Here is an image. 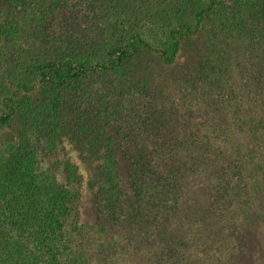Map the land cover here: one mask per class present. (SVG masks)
Masks as SVG:
<instances>
[{
    "label": "trees",
    "instance_id": "trees-1",
    "mask_svg": "<svg viewBox=\"0 0 264 264\" xmlns=\"http://www.w3.org/2000/svg\"><path fill=\"white\" fill-rule=\"evenodd\" d=\"M81 1L93 8L100 30L97 39L69 43L63 51L53 53L45 52L41 38L32 40L31 32H40L52 14L72 10V0H0L10 5L8 14L0 18V66L8 60L7 81L0 78V264H97L95 246L102 230L90 223L83 203L85 191H97L100 214H105L110 224L119 225L121 216H126L120 215L119 208L127 194L119 162L126 156L131 165V194L138 188L147 199L131 221L145 219L150 207H156L151 186L161 183L157 177H165L159 166L168 163V156L178 173L173 178L174 187L164 181L165 192L177 202L185 196L182 179L204 170L206 155L195 152L148 153L138 149L123 154L119 138L105 131L99 117L118 115L119 108L100 101L103 113L92 117L86 111L78 112L70 103L72 90L81 89L92 76H103L118 83L108 96L116 98L122 89L120 83L134 75L140 56L157 55L165 66L172 67L191 41L204 33L214 38L217 32L210 33L209 28L215 24L221 29L247 31L245 34L255 36L250 37L255 44L249 48L260 44L264 53V0H228L232 5L226 0ZM207 63V72L206 67L201 68L206 72V85L213 87L214 81L230 76L226 55L216 59L208 56L205 66ZM218 69H223L222 74ZM254 73L249 69L253 84L249 95L263 89L264 71L256 72L258 77ZM240 92L235 85H222L221 94L228 97L225 108H219L220 127L215 129L214 140L224 138L232 149L228 157L233 162L226 172H230L231 182L240 176L247 182L248 210L255 212L264 226V175L258 165H262L260 156L253 148L264 124L246 117L245 96ZM224 126L225 135L221 136ZM65 137L74 143L84 162L87 186L78 165L70 159L57 161L64 180L41 165L42 148L52 149ZM181 141L187 142L184 138Z\"/></svg>",
    "mask_w": 264,
    "mask_h": 264
},
{
    "label": "rangeland",
    "instance_id": "rangeland-1",
    "mask_svg": "<svg viewBox=\"0 0 264 264\" xmlns=\"http://www.w3.org/2000/svg\"><path fill=\"white\" fill-rule=\"evenodd\" d=\"M71 4L72 10L52 14L40 32L37 29L31 32L32 40L42 39L45 52L59 53L69 43H93L97 39L100 30L93 8L81 0H72ZM9 8V4L0 2V18L8 14ZM209 30L217 35L213 38L204 33L191 41L172 67L165 66L157 55L140 56L134 75L130 81L120 83L122 89L116 98L108 96L114 92L113 84L118 83L103 76H92L81 89L70 92L71 105L92 117L103 113V104L119 108L118 115L99 117L104 121L105 131L119 138V150L123 154L142 149L148 153L184 151L206 155L204 170H195L182 179L186 189L180 202L165 192L164 181L174 187L173 178L178 173L177 165L170 164L168 156V163L159 166L165 177H157L161 183L151 186L156 207H150L145 219L131 221L145 207L147 199L139 194L138 188L131 194V165L127 156L119 162L127 193L119 208L120 215L126 216H121L119 225L110 224L109 218L100 214L97 191L86 189L83 203L88 218L102 230L95 246L97 264H264V226L255 212L248 210L249 186L241 176L231 182V174L226 171L229 162H233L228 157L232 149L225 145L224 138L220 142L214 140L215 129L220 127L219 108H225L228 97L221 94L223 84L241 89L246 117L264 124V83L261 93L249 95L253 84L248 78L249 69L257 77L256 72L264 71V53L260 44L249 48L255 44L250 42V37L255 36L247 35V31L221 29L216 24ZM220 55L227 56L231 74L220 82L214 81L210 87L204 82V74L210 68L209 63L205 66V61L208 56L216 59ZM7 61L0 66V78L4 82ZM203 67L206 72L201 71ZM222 71L218 69L217 73ZM253 148L260 156L262 165H258L262 167L260 174L264 175V126H260ZM40 153L43 168L56 171L61 180L64 177L57 161L72 160L87 186V169L70 138H63L52 149L43 147ZM199 221L201 226H192Z\"/></svg>",
    "mask_w": 264,
    "mask_h": 264
}]
</instances>
